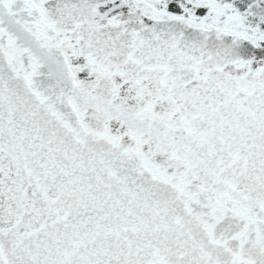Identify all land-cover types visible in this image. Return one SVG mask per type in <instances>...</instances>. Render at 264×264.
Returning a JSON list of instances; mask_svg holds the SVG:
<instances>
[{
  "label": "snow or ice",
  "instance_id": "obj_1",
  "mask_svg": "<svg viewBox=\"0 0 264 264\" xmlns=\"http://www.w3.org/2000/svg\"><path fill=\"white\" fill-rule=\"evenodd\" d=\"M0 264H264V0H0Z\"/></svg>",
  "mask_w": 264,
  "mask_h": 264
}]
</instances>
